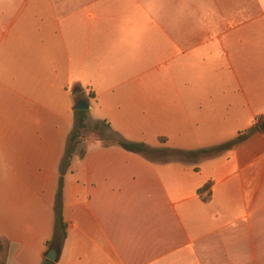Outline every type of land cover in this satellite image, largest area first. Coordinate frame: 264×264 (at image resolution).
Here are the masks:
<instances>
[{
  "label": "crops",
  "instance_id": "1",
  "mask_svg": "<svg viewBox=\"0 0 264 264\" xmlns=\"http://www.w3.org/2000/svg\"><path fill=\"white\" fill-rule=\"evenodd\" d=\"M4 1L5 264H264L263 127L192 159L85 140L62 174L64 236L49 244L78 100L89 124L105 119L125 140L185 150L227 141L264 114V0H136L141 30L111 13L116 0H47L44 11L30 2L13 13Z\"/></svg>",
  "mask_w": 264,
  "mask_h": 264
},
{
  "label": "trees",
  "instance_id": "2",
  "mask_svg": "<svg viewBox=\"0 0 264 264\" xmlns=\"http://www.w3.org/2000/svg\"><path fill=\"white\" fill-rule=\"evenodd\" d=\"M75 94L77 95H84L85 98H94L95 93L92 89L87 88V91L84 92L82 88L78 87L75 88ZM76 121L72 130L69 133L64 154L60 163L59 169V178H58V186L54 196L53 201V211H54V220L55 226L54 231L52 234V238L49 241L50 245H55L61 242L64 233H65V223L63 220L62 215V174L66 171L72 156L78 152L82 153L83 149L80 147V144L83 143L85 140L89 138H93L95 140H99L104 144H118L123 148L133 151V152H140L144 154L146 157L151 159H164L168 156L172 155H179L187 159L198 158L209 156L214 153H217L221 150L230 148L235 143L244 140L250 132L256 130L260 123H262L261 119H264V114H260L256 116V121L259 122L258 124H253L247 129L240 131L237 135L227 141L219 143L214 146L204 147V148H196V149H179L173 147H153L148 145L143 141H128L116 133L110 131V127L108 122L103 120L95 121L91 124L86 122V109L75 110ZM159 140L164 143L166 140L164 137H160ZM210 185L211 182L208 180L202 186L197 189L198 195L203 199L206 200L209 198L210 195ZM204 191H207V195H204ZM8 245V240L4 237L0 238V264H5L6 261V251H3V247ZM49 261L44 259L42 264H47Z\"/></svg>",
  "mask_w": 264,
  "mask_h": 264
},
{
  "label": "rangeland",
  "instance_id": "3",
  "mask_svg": "<svg viewBox=\"0 0 264 264\" xmlns=\"http://www.w3.org/2000/svg\"><path fill=\"white\" fill-rule=\"evenodd\" d=\"M4 2H5L4 7H5L6 11L13 13V12L18 11L19 9L29 7L30 2L33 3L32 7L31 6L30 7L34 11H44L45 4L41 5V3H43V2L45 3L48 1L47 0H5ZM110 8L112 10L111 13H116V14L122 15V16H124V18H126V20L127 19L130 20L132 23V25H131L132 30H141L142 29L141 28L142 9H141V4L139 3V1H136V0H116V1L111 2ZM262 120H264V119H261L260 122ZM258 123L259 122L256 121V124H258ZM263 123H264V121H262V123H260V125H262ZM260 125L258 126V128H260ZM263 128H264V125H263Z\"/></svg>",
  "mask_w": 264,
  "mask_h": 264
},
{
  "label": "water",
  "instance_id": "4",
  "mask_svg": "<svg viewBox=\"0 0 264 264\" xmlns=\"http://www.w3.org/2000/svg\"><path fill=\"white\" fill-rule=\"evenodd\" d=\"M88 107L86 101L84 100H78L75 105L74 109L81 110V109H86ZM264 124L260 125V128L263 127ZM58 254V249L55 247H51L47 250L45 257L48 258L49 260H54L56 259Z\"/></svg>",
  "mask_w": 264,
  "mask_h": 264
}]
</instances>
